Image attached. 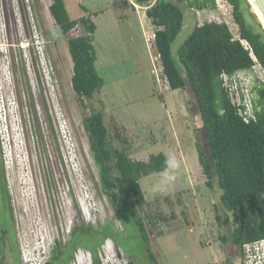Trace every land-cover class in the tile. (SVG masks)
I'll use <instances>...</instances> for the list:
<instances>
[{"label": "rangeland", "instance_id": "1", "mask_svg": "<svg viewBox=\"0 0 264 264\" xmlns=\"http://www.w3.org/2000/svg\"><path fill=\"white\" fill-rule=\"evenodd\" d=\"M172 1L185 14L173 46L182 72L177 49L197 24L225 21L239 37L227 0H216L217 9L202 11ZM247 1L243 9L248 25L259 30L263 25ZM52 2L0 0V43L7 50L0 54V156L16 214L18 264H22L23 243L31 250L37 245L47 247L51 237L66 235L70 224L106 229L95 235L85 229L79 234L72 231L65 242L60 239L66 256L53 264H76V258L78 264L82 252L93 264H106L105 246L133 264H156L150 251L159 264L221 261V236H231L233 215L222 204L217 181L212 188L206 184L198 142L213 160L194 92L189 83L183 89H170L146 7L133 6L132 0H65L73 19L89 14L97 24L96 66L106 84L92 98H85L83 106L72 86L68 37L50 12ZM34 34L42 43L39 57L28 45ZM42 59L50 75L44 80L37 68V60ZM255 74L263 75L260 69ZM94 110L103 113L111 150L127 146L137 160L160 151L169 157V169L141 179L147 204L139 209V216L146 223L148 244L135 223L116 219L100 189L82 123ZM112 173L117 175L118 170ZM229 244L232 251L234 245ZM13 258L8 256L6 264H15Z\"/></svg>", "mask_w": 264, "mask_h": 264}, {"label": "trees", "instance_id": "2", "mask_svg": "<svg viewBox=\"0 0 264 264\" xmlns=\"http://www.w3.org/2000/svg\"><path fill=\"white\" fill-rule=\"evenodd\" d=\"M177 1L196 11L218 8L216 0ZM227 1L233 7L239 37L225 21L197 24L177 49L183 72L175 60L173 47L185 22L182 7L172 0H132L131 3L146 7V16L155 28L154 43L170 89H183L189 83L194 92L213 160L212 163L198 142L199 162L207 178L206 184L212 188L217 181L222 204L233 215L231 236L223 235L221 239L232 242L243 255L245 242L264 238V83H257L253 88L256 118L246 122L233 103L222 74L250 69L256 64L264 69V29L256 30L248 25L243 9L247 0ZM49 9L62 33L68 37L73 60L72 86L84 106L85 98H92L106 84L96 66L94 34L97 24L89 14L73 19L65 0H53ZM83 9L87 11L86 7ZM79 29L84 32L79 34ZM82 123L98 170L100 189L107 196L116 219L122 224L135 223L145 243H150L146 223L139 216V209L147 204L141 179L169 169L168 155L160 151L147 160H137L130 156L127 146L111 150L102 111H92ZM114 168L118 170L117 175L112 173ZM216 217L221 222L222 215L217 212ZM83 225L74 226L73 234L85 229L86 233L95 235L106 229L97 230L92 225L84 228ZM72 241L77 243V239ZM63 247L62 242H57L47 264L66 256ZM149 257L159 264L151 251Z\"/></svg>", "mask_w": 264, "mask_h": 264}, {"label": "built area", "instance_id": "3", "mask_svg": "<svg viewBox=\"0 0 264 264\" xmlns=\"http://www.w3.org/2000/svg\"><path fill=\"white\" fill-rule=\"evenodd\" d=\"M245 44L247 42L244 41ZM253 55V54H252ZM254 59L255 56L253 55ZM260 69L262 76H257L255 71ZM224 85L229 90L233 103L238 107V112L244 119L249 122L256 118V109L253 102L252 90L257 83H264V69L260 64H256L250 69L239 70L234 73L222 74ZM74 225L70 224L66 227V235L57 234L51 237L48 246H34L32 250L27 244L21 246L22 264H47L52 257L57 242L64 240L72 233ZM63 236V238L61 237ZM61 239V240H60ZM63 243V242H62ZM64 244V243H63ZM243 264H264V238L245 242L242 246ZM102 260L106 264H130L123 257H119L109 246L102 249ZM78 264H93L89 255L85 252L78 256ZM77 264V258H76Z\"/></svg>", "mask_w": 264, "mask_h": 264}, {"label": "flooded vegetation", "instance_id": "4", "mask_svg": "<svg viewBox=\"0 0 264 264\" xmlns=\"http://www.w3.org/2000/svg\"><path fill=\"white\" fill-rule=\"evenodd\" d=\"M13 208L11 185L0 156V264H6L10 255H13L15 264H18L16 214ZM222 242L224 243L223 259L216 261L214 264H243V255H241L240 249L238 250L237 246L232 243L234 249L231 251L230 241L222 240Z\"/></svg>", "mask_w": 264, "mask_h": 264}, {"label": "clouds", "instance_id": "5", "mask_svg": "<svg viewBox=\"0 0 264 264\" xmlns=\"http://www.w3.org/2000/svg\"><path fill=\"white\" fill-rule=\"evenodd\" d=\"M29 42V46L33 48V52L35 55H37L36 51H38V49L40 48L41 43V39L39 36H37V34H34L32 36L31 41ZM7 54V50L3 47L2 43H0V54ZM41 54V53H40ZM41 56L43 57V55L41 54ZM38 57H39V51H38ZM37 68L39 69V71L41 72V79L44 80V76L46 75V78H50L49 75V71L46 68V63L44 62V60H37ZM42 69H44V71H42ZM174 167H178V165H174Z\"/></svg>", "mask_w": 264, "mask_h": 264}, {"label": "water", "instance_id": "6", "mask_svg": "<svg viewBox=\"0 0 264 264\" xmlns=\"http://www.w3.org/2000/svg\"><path fill=\"white\" fill-rule=\"evenodd\" d=\"M255 8L256 14L258 15L263 28H264V0H249Z\"/></svg>", "mask_w": 264, "mask_h": 264}, {"label": "bare ground", "instance_id": "7", "mask_svg": "<svg viewBox=\"0 0 264 264\" xmlns=\"http://www.w3.org/2000/svg\"><path fill=\"white\" fill-rule=\"evenodd\" d=\"M255 9V8H254Z\"/></svg>", "mask_w": 264, "mask_h": 264}]
</instances>
